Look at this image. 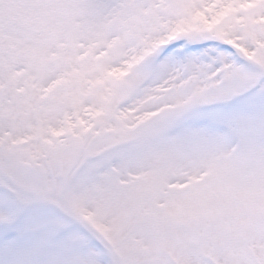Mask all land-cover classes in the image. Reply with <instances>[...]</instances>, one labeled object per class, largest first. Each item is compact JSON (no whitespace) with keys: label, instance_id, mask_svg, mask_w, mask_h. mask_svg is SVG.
I'll return each mask as SVG.
<instances>
[{"label":"snow or ice","instance_id":"6c2138e0","mask_svg":"<svg viewBox=\"0 0 264 264\" xmlns=\"http://www.w3.org/2000/svg\"><path fill=\"white\" fill-rule=\"evenodd\" d=\"M0 264H264V0H0Z\"/></svg>","mask_w":264,"mask_h":264}]
</instances>
